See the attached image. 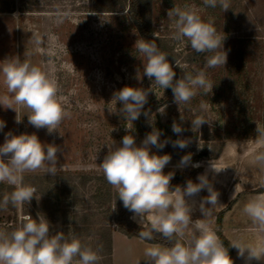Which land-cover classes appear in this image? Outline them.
Here are the masks:
<instances>
[{
  "label": "rangeland",
  "instance_id": "1",
  "mask_svg": "<svg viewBox=\"0 0 264 264\" xmlns=\"http://www.w3.org/2000/svg\"><path fill=\"white\" fill-rule=\"evenodd\" d=\"M229 4L230 8L223 11L219 6H205L203 0L142 1L154 38L170 53L177 79L184 74L175 63L180 61L193 74L204 71L213 84L211 93L205 95L200 90L187 105L179 106L173 98L163 106V114L158 109L152 115L153 127L162 133L161 141L189 140L186 151L200 160L182 167V174L188 167L194 178L198 172L206 174L220 194L218 200L225 191L230 201L236 192H264V169L252 162L254 153L264 151L256 132L257 125L264 128V0H229ZM185 5L224 35V66L207 67L206 58L211 53H196L187 40L175 38V22L168 11ZM128 7L129 0H0V62L19 58L50 74L59 86L62 106L70 113L60 132L49 134L46 128L37 129L28 123L26 108L18 107L22 121L16 123L17 113L0 105V120L6 125L0 130V145L8 132L35 133L42 143L60 149L55 176L44 169L24 174V184L37 189V199L34 196L29 204L0 210V230H14L26 216L35 219L44 215L51 234L70 231L98 250L102 257L99 264H113L108 232L112 240L113 233L119 231L113 211L117 192L108 186L100 164L109 147L113 143L120 146L127 134L135 137L137 146L142 144L146 137L142 113L165 94L164 89L154 87L155 92H149L148 102L133 125L119 111L122 104L112 100L114 93L125 86L148 90L153 83L143 75V61L135 52V44L142 38ZM3 95L11 94L0 76ZM202 102L207 105L203 111ZM197 117L210 122L194 132L192 119ZM174 121L184 129L179 135L172 131ZM129 126L132 130L127 129ZM150 149L165 155L154 146ZM179 162L171 157L164 173L174 174ZM211 164L223 170L215 173ZM2 184L0 195L11 193L8 188L13 186ZM207 195L205 189L191 198L196 201L193 211H199L201 219L199 202ZM213 213L206 222L222 235L221 219ZM117 247L116 264H149L142 248L119 243Z\"/></svg>",
  "mask_w": 264,
  "mask_h": 264
},
{
  "label": "clouds",
  "instance_id": "2",
  "mask_svg": "<svg viewBox=\"0 0 264 264\" xmlns=\"http://www.w3.org/2000/svg\"><path fill=\"white\" fill-rule=\"evenodd\" d=\"M203 3L211 8L219 6L223 11L230 8L229 0H203ZM168 17L174 19L177 40H187L196 53H211L206 58L207 67L225 65V37L217 32L211 21H204L188 5L183 9L173 7L168 11ZM135 52L143 61V75L153 81L152 87L145 90L125 86L115 92L112 99L115 104H122L119 111L131 124L140 117L148 102L149 92H155L154 87L164 90L171 88L174 101L179 106L189 104L200 90L205 95L211 93L213 84L207 79L206 73L198 71L193 74L180 61L175 63L184 74L181 78L174 79L176 72L167 58L168 54L161 51L154 40L138 39ZM0 76L3 77L7 92L11 94L0 96V105L17 113L16 123L22 121L18 107L28 110L26 114L30 125L37 129L46 128L49 134L59 131L63 121L70 117V113L62 106L57 81L39 66L19 58L6 59L0 62ZM200 108L202 111L206 110L207 105L202 102ZM158 111L163 114L165 108L161 107ZM144 115L147 116L148 113L145 112ZM183 119L181 116V120ZM208 122L210 120L203 117L192 119V130L198 131ZM5 126V122L0 120V130ZM127 129L132 130V127ZM172 131L179 135L184 129L174 121ZM256 132L257 142L264 143V128L257 125ZM161 135L159 130L153 128L142 144L137 146L135 137L127 134L122 138L120 146L113 143L109 147L100 164L105 180L116 189L124 208L134 213L133 218L139 217L142 229L145 219H148L150 227L141 230L138 237L152 241L155 233L170 245L146 248L144 259L149 264H233L228 248L206 222V218L212 215V210L220 206L219 192L214 189L206 174L197 177L198 183L189 180L185 187L176 186L172 190L170 181L174 174H165L163 171L170 163L171 156L158 155L150 149V146L163 149L169 143L168 140L161 141ZM189 143V140L177 139L172 142V146L185 149ZM58 151V146L42 143L35 133L5 134V141L0 145V183H7L14 190L0 199V210L29 204L34 196L37 199V189L24 184V174L44 169L45 173L55 176L58 171ZM252 162L264 169V151L254 153ZM190 163L189 153L181 158L178 166L182 168ZM191 166L199 167V164ZM210 167L215 173L223 170L215 168L213 164ZM205 189L208 195L199 202L204 218L193 220L192 212L196 201L191 198ZM242 211L251 219L255 230L264 234V192L253 196ZM50 227L46 217L38 215L35 219L31 216L24 217L12 231L0 230V264H99L102 257L98 250L85 245L70 231L51 234ZM189 228L191 239L186 244L182 238ZM230 246L238 249L241 257L247 251L246 260L249 262L253 259L264 260V239L255 244L230 242Z\"/></svg>",
  "mask_w": 264,
  "mask_h": 264
},
{
  "label": "trees",
  "instance_id": "3",
  "mask_svg": "<svg viewBox=\"0 0 264 264\" xmlns=\"http://www.w3.org/2000/svg\"><path fill=\"white\" fill-rule=\"evenodd\" d=\"M142 1L143 0H129L128 14L133 20L136 26V29L138 30V33L140 34L141 38L144 40H148V41L154 40L157 46L159 47V49L165 52L164 49L161 48L160 42L154 38L152 29H151V24H150V17H149L148 11L144 10ZM169 54L167 58L173 66V63L170 59ZM173 69L176 72V76L174 77V79H177L178 71L174 67ZM173 98L174 96H173V92L171 88L165 89L164 97L160 99L158 102L148 105L146 109L143 111L142 117H141V123H142V127L146 135L152 132L154 128L153 123H152V115L161 107L172 102ZM145 112L148 113L147 116L144 115ZM157 150L163 154L170 155L172 158L176 160H181L183 156L189 154L186 151V149H180L179 147H173L171 142L167 143L163 149L157 148ZM199 160L200 159L198 157L196 158L191 157V163H196ZM193 179H194V176H193L191 167H188L184 174H177L174 177V179L170 181V187L172 190H174L176 186H180V187L185 186L187 181L189 180L192 181ZM0 185H3V184L0 183ZM108 186L110 187V184H108ZM8 189H10V191L14 190L13 187L8 188ZM108 191L111 193L110 188H108ZM2 198L3 196L0 195V199ZM113 199L115 201L114 202L115 203V223L118 227L119 232L128 238L140 239L138 237V233L141 230H147L150 227V224H148L146 227H143V229L142 227L134 224L131 220V216L133 213L124 208L122 201H120L117 197V193H114ZM153 235H154V239L152 241H145V240L143 241L149 244L170 246L168 241L164 240L162 236L155 234V233ZM108 236H109V254H111L112 240H111V235L109 232H108ZM218 236L224 242L225 247L228 248L229 256L232 258L233 251H232V247L230 246L229 242L225 238H223L222 235H218Z\"/></svg>",
  "mask_w": 264,
  "mask_h": 264
},
{
  "label": "crops",
  "instance_id": "4",
  "mask_svg": "<svg viewBox=\"0 0 264 264\" xmlns=\"http://www.w3.org/2000/svg\"><path fill=\"white\" fill-rule=\"evenodd\" d=\"M198 172L192 182H197ZM177 174H182V169L179 167L174 173L173 178ZM186 186V185H185ZM185 186H182L185 187ZM175 195V193L173 194ZM256 194L248 193L243 195L242 192H236V194L230 199L227 198V194L225 191L221 193V198L218 200L220 206L216 207L212 211L214 212V216L220 217V230L222 232L223 237L229 242H241L242 244H255L257 241L264 239V234L258 233L255 230V225L251 221V219L242 211L245 204ZM231 205V208H229ZM134 217V213L131 216V220L137 226L142 227L139 223V217ZM201 215H199V211L195 210L192 212V219L197 220L201 219ZM149 224L148 219H145L143 227H146ZM214 231V227L209 225ZM216 232V231H215ZM191 239V228L185 230L184 237L182 238L183 242L187 244V242ZM123 244L128 248L132 246H137L142 248L144 251L146 248L151 247L155 244H149L145 241L138 239V238H128L119 231L113 233L112 236V258L113 264H116L117 260V245ZM232 260L233 264H264V260H251L250 262L246 260L247 258V251L245 252V256L241 257L238 254V249L232 247ZM131 257V256H130Z\"/></svg>",
  "mask_w": 264,
  "mask_h": 264
}]
</instances>
